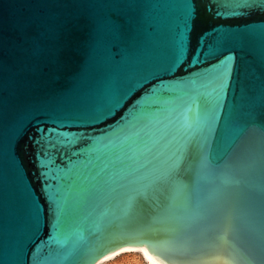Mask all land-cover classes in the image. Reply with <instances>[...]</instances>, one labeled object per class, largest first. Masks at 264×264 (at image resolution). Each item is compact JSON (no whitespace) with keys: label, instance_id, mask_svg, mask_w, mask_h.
Here are the masks:
<instances>
[{"label":"snow or ice","instance_id":"6c2138e0","mask_svg":"<svg viewBox=\"0 0 264 264\" xmlns=\"http://www.w3.org/2000/svg\"><path fill=\"white\" fill-rule=\"evenodd\" d=\"M5 2L0 0V6ZM37 2L47 5L61 0ZM146 2L154 15L131 26L130 34L117 20L97 21L95 82L78 91L71 102L54 108L51 124H37L22 147L31 154L38 179V190L23 192L27 224L23 236L33 241L30 264H64L68 239L83 241L84 231L97 235L113 224L126 227L129 222L146 225L140 228L137 242L147 244L157 255L170 254L192 264H205L206 256L228 257L222 264L264 261V91L258 103L234 106L224 118L223 129L217 128L220 117L213 120L210 115L214 106L204 103L210 85L212 91L219 90L220 101L231 86L237 45L250 35L260 42L264 39V29L259 27L264 26V0H182L181 23L174 29L170 10L175 0ZM202 19L215 23L211 32L197 35ZM231 21L242 22L245 30L226 33L216 27ZM35 24V19L21 17L15 22L16 31L25 38ZM3 28L0 17V72ZM146 32L150 36L142 40ZM210 35L217 36L210 51L220 50L223 59L210 68L203 67L207 58L201 62L196 57L186 65V42L190 49L193 41L200 47ZM259 71L264 85V55ZM161 73L171 75L165 78ZM137 83L143 93L133 99L129 93ZM248 90L242 82V98ZM3 91L0 79V108ZM121 101L129 105V112L117 117ZM234 124L241 125L237 129L241 139L258 132V145L221 148ZM56 160L60 161L55 167L60 182L53 189L49 179ZM101 206L105 210L96 211ZM45 218L49 230L42 238L38 234ZM84 225L88 227L82 231ZM71 227L75 230L69 234ZM146 231L158 235L145 239ZM226 232L232 233L238 246L224 243ZM157 239L168 247L159 248ZM44 248L49 249L47 256ZM111 250L100 244L81 249L80 254L95 261ZM28 261L29 255L20 249L15 264Z\"/></svg>","mask_w":264,"mask_h":264},{"label":"water","instance_id":"95a60500","mask_svg":"<svg viewBox=\"0 0 264 264\" xmlns=\"http://www.w3.org/2000/svg\"><path fill=\"white\" fill-rule=\"evenodd\" d=\"M181 2L182 0H175L176 5L170 10L173 29L181 23L183 15ZM153 15L154 11L146 0H61L60 3L47 5H41L37 0H6L0 6V17L4 21L3 70L0 72L4 88V103L0 108V149H2L0 151V264H15L20 249L29 255L28 264H30V249L33 241L23 236L27 229L23 213V192L24 189L38 190V179L31 154L23 151L22 147L26 139L31 138L37 124L41 127L51 124L49 115L54 108L71 102L78 91L88 89L95 82L98 73L94 56L97 21L106 18L117 20L124 26L125 34H130L131 26L137 22H144ZM21 17H31L36 20V24L25 38L19 36L15 27V22ZM214 23L202 19L197 25V35L204 31L211 32ZM216 27H222L226 33H240L245 30L243 23L239 21L216 24ZM259 27L264 29V26ZM149 36L150 33L146 32L142 34L141 39L147 40ZM216 39L217 36L210 35L207 43H202L200 47H195L193 41L191 49L186 42L184 55L186 65L196 57H199L201 62L207 58L208 63L203 64V67L210 68L211 65L218 64L223 59L221 51H210L209 48V45L215 47ZM234 54L237 57L236 70L231 78V86L227 88L223 99L220 101L218 89L211 90L213 85L209 86L210 95L204 98L205 104L214 106L210 113L212 119L218 120L220 117L218 129H223L224 118L233 112L234 106L238 107L249 101L258 103L260 94L264 91L259 71L260 56L264 55V39L260 42L257 36L250 35L242 44L237 45ZM116 59L119 60L120 56H116ZM252 70H255L254 76L251 75ZM160 75L168 78L171 74ZM242 82H246L249 89L244 98L241 91ZM143 84L151 87L148 80H144ZM142 93L141 85L137 83L129 96L136 99ZM125 100H128V97H125ZM144 102L141 100V103ZM121 104L123 106L116 112L117 117L120 113L128 115L129 112V105L123 101ZM111 123L112 121L109 120L108 124ZM108 124H100V127L107 128ZM240 127V124L233 125L234 130L225 135L221 148L232 146L239 150L249 143L258 145L259 133H248L241 139L237 130ZM64 131L68 132L69 129L66 128ZM75 131L73 126L72 132ZM18 142L21 147H17ZM57 164H60L59 160L52 164V175L49 179L53 189L60 182L55 172ZM103 210L105 206L96 209L98 212ZM87 227L88 225H84L81 230L84 231ZM141 227L146 225L129 222L126 227H122L119 223L113 224L97 235L84 231L83 241L68 239L67 247L64 249L66 258L64 264H98L100 260L122 249H141L156 264H192L191 260L177 259L170 254L157 255L147 244L137 242V234ZM48 230L45 218L38 235L43 238ZM74 230V227L69 228V234ZM157 235L155 232L146 231L144 238H155ZM224 235L226 236L224 243L238 246L231 232H226ZM61 239L64 237L62 236ZM243 241L244 237L241 235L240 243ZM113 242L116 246H113ZM156 243L161 249L168 247L163 239H157ZM100 244H105L112 250L95 261L87 256H81V249L95 248ZM53 247L59 246L53 243ZM48 253L49 249L44 248L43 255L47 256ZM225 259L228 257L203 258L205 264H222ZM238 264H248V261L242 259Z\"/></svg>","mask_w":264,"mask_h":264},{"label":"rangeland","instance_id":"374dc122","mask_svg":"<svg viewBox=\"0 0 264 264\" xmlns=\"http://www.w3.org/2000/svg\"><path fill=\"white\" fill-rule=\"evenodd\" d=\"M98 264H152L142 251H126L119 253Z\"/></svg>","mask_w":264,"mask_h":264},{"label":"bare ground","instance_id":"6f19581e","mask_svg":"<svg viewBox=\"0 0 264 264\" xmlns=\"http://www.w3.org/2000/svg\"><path fill=\"white\" fill-rule=\"evenodd\" d=\"M126 251H142V252L146 255L145 251H143V250H141V249H122V250H120V251L114 253L113 255H111V256H109V257H106V258L100 260L99 263L102 262V261H105V260H107V259H109V258H111V257H113V256H115V255H117V254H119V253L126 252ZM146 257H147V255H146ZM147 259L150 261V263H152V264H156V263L153 262L150 258L147 257Z\"/></svg>","mask_w":264,"mask_h":264}]
</instances>
